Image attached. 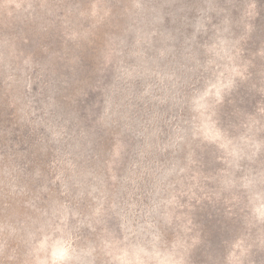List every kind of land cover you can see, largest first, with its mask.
<instances>
[{
	"label": "rangeland",
	"instance_id": "1",
	"mask_svg": "<svg viewBox=\"0 0 264 264\" xmlns=\"http://www.w3.org/2000/svg\"><path fill=\"white\" fill-rule=\"evenodd\" d=\"M201 257L264 264V0H0V264Z\"/></svg>",
	"mask_w": 264,
	"mask_h": 264
},
{
	"label": "water",
	"instance_id": "2",
	"mask_svg": "<svg viewBox=\"0 0 264 264\" xmlns=\"http://www.w3.org/2000/svg\"><path fill=\"white\" fill-rule=\"evenodd\" d=\"M85 61H87L89 64L93 63V60L88 58L87 56L84 57ZM199 217V223L200 224H205L207 225L206 229L209 230L210 228V233H208V235L206 234V238H205V248H204V253H206V250H209V246L211 247H222V252H223V244L224 242H226V237L224 236V234L222 233L223 227L220 226V217H215L213 219H208V217L205 214H198ZM208 223V224H206ZM233 232V236H237L238 232L236 228H233L232 230ZM206 233V231H205ZM207 256V255H206ZM199 262L201 264L207 263V260L205 259V257H201V259L199 260Z\"/></svg>",
	"mask_w": 264,
	"mask_h": 264
}]
</instances>
